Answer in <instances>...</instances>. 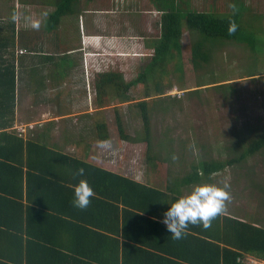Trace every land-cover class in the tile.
<instances>
[{
	"label": "trees",
	"instance_id": "16d2710c",
	"mask_svg": "<svg viewBox=\"0 0 264 264\" xmlns=\"http://www.w3.org/2000/svg\"><path fill=\"white\" fill-rule=\"evenodd\" d=\"M62 13L59 11L55 18L60 19ZM181 20L187 23V28L193 34L195 32L200 35L196 43L195 35L193 36L190 47V63L194 70H203L204 67L208 70L216 60V54L219 53L223 42L234 44L235 47L243 44L250 54L256 52V29L251 28L252 32L243 30L238 12L225 17L204 13H189L185 16L164 13L161 15L160 36L155 42L154 54L146 70L128 82L115 71L101 72L95 76V103L98 107L108 106L113 98L122 102L131 101L129 92L137 85L143 87L144 98L169 91L171 87L165 86L163 77L170 76L172 71L180 72L182 60L187 53L181 45ZM230 20H234L237 25L236 31L231 34L228 32ZM262 46L264 52V44ZM23 51L26 53V50ZM1 61L0 243L3 239L8 241L12 237L16 238L12 236L13 232L28 233L32 226L36 225L37 231L28 234L27 241L22 237L17 241L20 245L26 243L28 247L37 246L53 260V255H62L63 250L59 248L57 238L43 237L47 235L42 234L46 231H55L56 234L61 228V220L64 221L60 216L64 215L69 218L65 220L67 241L77 240L86 246L93 244V241L87 240L88 238L95 241L105 240L111 233L118 235L120 231L124 236L132 232H142L140 233L142 239L135 242L143 246L130 245V250H123V255H120L122 259L119 261V248L115 243L113 261L107 262L103 256L104 259H98L97 264H244L247 257L264 263L263 226L220 213L212 219L209 227L189 224L185 234L180 239H175L163 223L164 213L181 195L182 188L200 183L203 179L209 181L213 175L238 166L264 150V133L253 138L246 147L241 144V149L239 146L233 148L229 159L197 160L191 164L190 171L185 176L173 183H165L160 187L154 183L142 184L93 165L81 155L78 157L68 155L32 139H23L17 136L15 131L9 132L7 129L12 127L14 115V75L9 64ZM251 61L255 66L256 62L252 59ZM257 74H259L257 69H253L242 76L253 77ZM222 81L223 77L218 80H200L196 86L214 85V88H221L226 99L235 92V88L231 84L219 83ZM147 100H139L134 105L139 108L143 140L151 152V125ZM116 122L121 140L142 141L141 138L133 139L124 134L120 118H117ZM95 136L100 142L109 140L105 120L97 122ZM154 160L155 164L151 165L160 167L161 162L158 158L154 155L148 156V161ZM81 168L84 169V173L78 175L77 172ZM81 179L86 180L95 193L90 198V204L83 209L72 203L74 186ZM47 210H52L54 214H48ZM41 215L49 216L53 221L47 224L41 219ZM22 239L26 242L24 243ZM96 244L103 246V242ZM68 249L66 246L67 252ZM76 253L86 260L80 261L78 256L66 254V264H93L92 261L97 260L86 249L83 253ZM1 255L3 254H0V258L3 257L5 260ZM0 264L7 263L0 261Z\"/></svg>",
	"mask_w": 264,
	"mask_h": 264
},
{
	"label": "crops",
	"instance_id": "0c3cea01",
	"mask_svg": "<svg viewBox=\"0 0 264 264\" xmlns=\"http://www.w3.org/2000/svg\"><path fill=\"white\" fill-rule=\"evenodd\" d=\"M230 3L236 4L235 13L240 14L242 12L238 9L264 7V0H0V61L9 64L15 89L13 124L7 130L62 153L77 157L81 155L91 164L107 171L126 177L134 175L133 169L129 174H124L118 164L116 168L111 163L106 167L100 166L92 160L89 145H84L86 136L92 139L94 135L98 141L95 136L98 113L107 111V107H98L95 103V76L101 72L115 71L128 82L146 70L160 36L162 14L213 15L222 14V9L234 13L229 7ZM59 11L63 13L60 19H56ZM186 33L189 36L184 45L183 36ZM193 36L188 28L182 32L181 45L184 49L191 47ZM22 50H26V53L19 54ZM128 59L134 60L129 70L124 64ZM141 61H145L144 64ZM30 78L33 79L32 85L28 82ZM89 96H93L92 100ZM48 102L52 104L51 107L44 105ZM41 106H46V111H40ZM20 130L24 131L18 135ZM81 130L92 133L82 138L79 134ZM133 177L128 178L142 184H152L144 176L142 180ZM47 211L54 214L52 210ZM60 218L64 221L61 220V228L56 234L55 231H46L42 235L57 238L62 255H53L54 259L51 260L37 246L26 245L28 234L37 231L36 225H33L28 233L13 232L12 236L16 238L12 237L9 242L3 239L0 254L5 260L1 257L0 261L7 264H66V254L77 257L76 252L83 253L86 249L97 259L92 263L97 264L98 259H104L103 256L107 262L113 261L115 243L119 248V261L123 250H130V245L143 246L135 242L142 239V232L124 236L120 231L118 235L111 233L105 240L88 238V241H93L89 246L77 240L67 241L65 220L69 218L64 215ZM41 219L47 224L53 221L49 216L41 215ZM19 237L26 240L22 239L25 245H20ZM95 242H103V246ZM66 246L69 247L68 252ZM78 259L86 260L81 256Z\"/></svg>",
	"mask_w": 264,
	"mask_h": 264
},
{
	"label": "rangeland",
	"instance_id": "374dc122",
	"mask_svg": "<svg viewBox=\"0 0 264 264\" xmlns=\"http://www.w3.org/2000/svg\"><path fill=\"white\" fill-rule=\"evenodd\" d=\"M238 10L242 12L240 26L243 30L252 32L251 28L256 29V52L250 54L243 44L235 47L234 44L223 42L219 53L216 54V60L210 65V73V68L206 70L204 67L198 71L192 68L190 46L185 47L187 53L182 60V70L172 71L170 76L163 77L165 86L171 87L169 91L144 98V89L138 85L129 92L131 101L122 102L113 98L112 103L105 106L107 111L98 113L99 120H104L106 116L110 135L107 145L102 146L94 135L93 140L86 136L92 131H80L82 138L86 136L84 145H89L92 160L103 167L111 163L116 168L118 164L124 174H129L130 169H133L134 175L128 177L134 176L133 178L142 180L144 176L146 181L160 187L165 183L180 180L190 171L191 164L199 159H229L233 148L239 146L241 149V144L246 147L253 138L264 133V7ZM220 11L222 14L213 16L230 15L227 9ZM181 24V30L185 32L187 23L181 20ZM194 35L196 43L200 35L195 32ZM188 36V33L183 36L184 45L188 42ZM251 59L256 62L255 66ZM128 60L124 64L129 70L134 60ZM144 62L141 61V64ZM252 67L257 69L259 74L243 77L242 75L253 70ZM169 69L171 70V66ZM220 77H223L224 81L219 83L231 84L235 88V92L228 95L229 99H225L221 88H214V85L196 86L200 80H218ZM87 78L90 80L89 76ZM28 82L32 85L33 79L30 78ZM194 90H197L196 93H188ZM92 98L93 96H89L90 100ZM145 99L149 101L147 104L151 125V152L143 140L139 108L134 105L137 101ZM44 105L52 106L50 102ZM45 108L47 107H42L40 111H46ZM117 118L121 120L125 135L133 139L141 138L142 141L121 140ZM152 155L160 160V167L151 165L155 164V160L148 161V156ZM204 182L227 185L230 198L225 201L221 214L264 227V150L238 166L213 175L209 181L203 179L200 183ZM196 184L199 183L182 188L181 195L187 194Z\"/></svg>",
	"mask_w": 264,
	"mask_h": 264
},
{
	"label": "clouds",
	"instance_id": "9594fccd",
	"mask_svg": "<svg viewBox=\"0 0 264 264\" xmlns=\"http://www.w3.org/2000/svg\"><path fill=\"white\" fill-rule=\"evenodd\" d=\"M229 7L236 11V4L230 3ZM38 26V25H34ZM237 25L234 20H230L229 34L236 31ZM102 146L108 144L107 141L100 142ZM84 169H79L77 174L83 175ZM95 195L90 184L81 179L74 186L72 203L78 208H86ZM230 198L227 185L219 186L212 183H199L184 195L178 196L164 213L163 223L175 239H180L188 229L189 224H202L207 228L214 217L220 214L225 207V201Z\"/></svg>",
	"mask_w": 264,
	"mask_h": 264
},
{
	"label": "built area",
	"instance_id": "2783aa9c",
	"mask_svg": "<svg viewBox=\"0 0 264 264\" xmlns=\"http://www.w3.org/2000/svg\"><path fill=\"white\" fill-rule=\"evenodd\" d=\"M23 53H24L23 50L20 51V54H23ZM23 131H24V130H20L18 135H21V133H22ZM244 264H264V263L261 262V261L256 260L255 258L247 257V259L245 260Z\"/></svg>",
	"mask_w": 264,
	"mask_h": 264
}]
</instances>
